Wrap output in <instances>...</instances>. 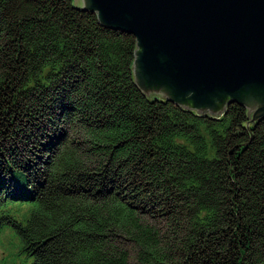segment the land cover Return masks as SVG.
<instances>
[{
    "label": "trees",
    "instance_id": "trees-1",
    "mask_svg": "<svg viewBox=\"0 0 264 264\" xmlns=\"http://www.w3.org/2000/svg\"><path fill=\"white\" fill-rule=\"evenodd\" d=\"M79 7L0 0V264H264V119L145 95Z\"/></svg>",
    "mask_w": 264,
    "mask_h": 264
},
{
    "label": "water",
    "instance_id": "water-1",
    "mask_svg": "<svg viewBox=\"0 0 264 264\" xmlns=\"http://www.w3.org/2000/svg\"><path fill=\"white\" fill-rule=\"evenodd\" d=\"M134 37L135 85L198 114L264 119V0H73Z\"/></svg>",
    "mask_w": 264,
    "mask_h": 264
},
{
    "label": "rangeland",
    "instance_id": "rangeland-1",
    "mask_svg": "<svg viewBox=\"0 0 264 264\" xmlns=\"http://www.w3.org/2000/svg\"><path fill=\"white\" fill-rule=\"evenodd\" d=\"M10 236L8 233H6L4 235V238L2 239V246H0V257H2V253L4 252V250L9 246L10 244V238L8 237Z\"/></svg>",
    "mask_w": 264,
    "mask_h": 264
}]
</instances>
